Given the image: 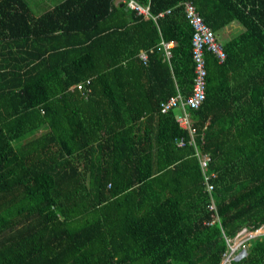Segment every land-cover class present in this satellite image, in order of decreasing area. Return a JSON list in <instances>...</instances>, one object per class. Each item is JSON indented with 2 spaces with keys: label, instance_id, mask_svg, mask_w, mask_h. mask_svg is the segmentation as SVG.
<instances>
[{
  "label": "trees",
  "instance_id": "trees-1",
  "mask_svg": "<svg viewBox=\"0 0 264 264\" xmlns=\"http://www.w3.org/2000/svg\"><path fill=\"white\" fill-rule=\"evenodd\" d=\"M35 1L0 0V264H219L264 227V0H134L119 51L111 0ZM185 2L225 53L196 108ZM244 249L264 264V233Z\"/></svg>",
  "mask_w": 264,
  "mask_h": 264
},
{
  "label": "built area",
  "instance_id": "built-area-1",
  "mask_svg": "<svg viewBox=\"0 0 264 264\" xmlns=\"http://www.w3.org/2000/svg\"><path fill=\"white\" fill-rule=\"evenodd\" d=\"M126 5L136 11L147 13V9L140 7L134 0H126ZM185 17L188 19L189 24L193 28L191 34V59L193 61L194 77L191 87V93L186 99V103L191 108H196L204 98L205 93V67L203 53L209 51L215 55L218 62H221L225 53L220 43L214 40L213 34L210 29L203 23L201 17L196 14L194 6L191 2L184 3ZM167 54V51H166ZM76 88L81 89L80 83L76 84ZM176 98L170 97L169 100L162 106V109H167L170 105L175 104ZM178 123L184 127L187 125V118L183 116L179 117ZM208 157L202 155L200 160V166L202 169L206 166ZM208 189L211 185L207 186ZM212 208V205H210ZM264 233V227H259L254 230H240L231 237H225L227 249L222 254L219 264H230L231 261L240 259L245 254L244 244L245 242L258 234ZM243 243V246H242Z\"/></svg>",
  "mask_w": 264,
  "mask_h": 264
},
{
  "label": "crops",
  "instance_id": "crops-1",
  "mask_svg": "<svg viewBox=\"0 0 264 264\" xmlns=\"http://www.w3.org/2000/svg\"><path fill=\"white\" fill-rule=\"evenodd\" d=\"M139 6L144 8V9H147V6H141V5H139ZM111 7L117 8V9L113 11L111 8H109L110 13L108 14L107 18L104 20L105 24L108 25L109 28L105 31H108L109 33H111L112 41L114 42V44L116 46L115 47L116 51H119L120 45H119V43H118V45H116L117 42L115 40V37L118 36L117 34L119 33V28L117 27V25L119 23L123 22L124 27H126L124 29H126L127 32H129L130 34L135 36L136 32H137V34H140V31H141L140 30L141 27H139L137 25L139 21H137L138 18H136V17L140 15V16H142V18H146L147 13L139 12V11H136V10L128 7L126 5L125 0H111ZM120 10H122V11H120ZM166 11L167 10H165V12ZM231 27H234V28L231 29ZM240 29H241V27H238L237 23L230 22V23L224 25L218 31L217 37L219 40L225 41V39L229 38L233 34V32H238ZM127 36L122 39V51L123 52H125L124 51L125 49L132 47L130 45L132 43L131 39H129ZM159 43L161 44V46H163V49L170 48L173 45L172 41H167V42L160 41ZM145 56H146V54H145L144 50L139 49L138 54H137L138 59L140 61H143V60H145Z\"/></svg>",
  "mask_w": 264,
  "mask_h": 264
},
{
  "label": "rangeland",
  "instance_id": "rangeland-1",
  "mask_svg": "<svg viewBox=\"0 0 264 264\" xmlns=\"http://www.w3.org/2000/svg\"><path fill=\"white\" fill-rule=\"evenodd\" d=\"M46 2H42V3H39V4H37L38 3V0H36L35 2H36V4H33V5H31L32 6V11H34V12H41L43 9H45V8H47V4L49 3V2H51L50 0H48V2H47V0H45ZM44 4H46V6L44 7V8H42V5H44ZM238 27H240L239 25H238ZM234 27H231V29H233ZM230 29V30H231ZM230 32V31H229ZM236 32H233V34L231 35V36H233L234 34H235ZM175 112V111H174ZM242 246H243V243H242Z\"/></svg>",
  "mask_w": 264,
  "mask_h": 264
}]
</instances>
